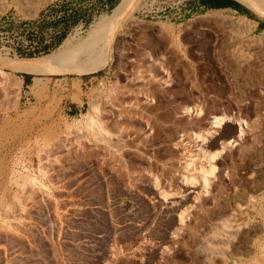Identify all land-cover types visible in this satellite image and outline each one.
Here are the masks:
<instances>
[{
    "label": "rangeland",
    "instance_id": "1",
    "mask_svg": "<svg viewBox=\"0 0 264 264\" xmlns=\"http://www.w3.org/2000/svg\"><path fill=\"white\" fill-rule=\"evenodd\" d=\"M142 5L0 0V264H211L203 251L235 231L219 226L238 203L227 225L253 216L264 244V29L235 11L172 20L166 3ZM21 23L37 47L20 46ZM103 47L98 67L65 70ZM8 62L64 70L26 84Z\"/></svg>",
    "mask_w": 264,
    "mask_h": 264
},
{
    "label": "bare ground",
    "instance_id": "2",
    "mask_svg": "<svg viewBox=\"0 0 264 264\" xmlns=\"http://www.w3.org/2000/svg\"><path fill=\"white\" fill-rule=\"evenodd\" d=\"M237 1H239L243 5L247 6L251 10H253L256 14L264 17V0H237ZM105 57H106V55H105V49L103 47L101 50H98L97 52H95L92 56H90L88 58H83L80 61H77L76 63H74L72 65L66 66L65 70L74 71V72H84V71L93 69V68L98 67L99 65H101L103 63V61L105 60ZM2 66H5L6 68L11 69L13 71H20V72H24V73L37 74V75L38 74H41V73L43 74L44 72H50V71L51 72H53V71L56 72L58 70H64V66L57 67V68H54V69H52L50 67H47V68H38V67H33V66H25V65L15 64L13 62H11V63L8 62V63H6V65H2ZM61 68H63V69H61ZM5 74H6L5 72L0 71V77H1V79L3 81L2 82L3 83L2 86L3 87L5 86L4 88L7 89L6 86L9 83V80L10 79L8 77H5ZM0 86H1V83H0ZM2 86H1V88H3ZM92 111H94V115L97 116V110H96L95 107L92 108ZM188 112H190V110H188ZM199 114L200 113L198 112V115ZM89 120H90V122L86 125V127L91 132L94 131V130H98L97 128L99 127L98 126L99 124L97 125V123L95 121H93L91 118ZM226 120H228L227 117H214L213 122H212V125L218 128ZM95 124L97 125V128H96ZM99 131L101 132V130H98V133H99ZM94 132H96V131H94ZM239 132L241 134L242 133V130H239ZM207 135H210V134H207ZM214 157H216V156L215 155H209L208 156V159H209L208 161H209L210 164H211L212 160L214 159ZM255 170H257V172L259 174H263L262 172H264V163H262V162L255 163ZM204 174H205L204 175V183L206 185L207 182H208L207 181V178H208L207 177L208 176L207 174H209L211 176L214 175V169H213V167H211V169L207 173H204ZM191 180H193V179H191ZM15 182H17V181H15ZM239 184L240 185L241 184L242 185H245L247 183H245V181L243 179H239ZM233 185L235 186L236 185V182H233ZM217 193H218V191H217ZM250 198H251V200H250ZM252 200H253L252 197H248L247 204L254 205V203H253L254 201H252ZM236 207H237V209L240 208L239 203L237 205H235V207H232L230 209V211H238V215H236V216H238V217L243 216L244 214H243L242 211H240V210H234V209H236ZM218 209L214 211L215 214L213 212L212 213L214 215H216V212L218 213V211H219ZM212 213H210V215H212ZM210 215H209V219L208 220L213 219L212 218L213 215L212 216H210ZM206 216L208 218V215H206ZM236 216L231 215V217H233L232 219H233V221H234L235 224H237V221H235V219L237 218ZM226 218L227 217H225V219H220V220L223 221V224H221V226H219V227L220 228L221 227L222 228H225V229H223L224 232H226V230H231L233 228H234L235 231L233 233H232V231L231 232L229 231L230 232L229 237H227L226 239H223L222 245L219 246L218 248L216 247L217 248L216 250L215 249H212L209 245L207 246L209 249L208 248L205 249L206 247L203 248V249H205V251H203V253L206 254V255H208L207 260H209V262L211 264H258L259 261L264 260V244L261 243V242L259 243V241H257V239L260 236L261 228H259V224L255 223V220H253V216H251L245 223H242V224L236 225V226L234 224H232L233 222L231 224L234 225V226H232L231 224L227 225V223H229L230 220H232V219H230V217H229V219L228 218L226 219ZM202 223H203V221H202ZM220 230H222V229H220ZM212 235H211V238H212ZM223 236H224V234H223ZM248 243H252L253 245H255L257 247V249H256V251L254 253H251L250 252V253H248V255L246 254L244 256V258H247V260L246 259L244 260L243 259L244 253L243 252H240V251H237V250L240 249L242 246H246ZM210 244H212V243H210ZM203 246H205V245H203ZM213 248H215V247H213ZM183 250H184V248H183ZM187 252L190 254L191 250H190V252L187 250L185 253H187ZM188 253H187V255H188ZM201 253H202V251H201ZM201 262L203 264V261H201ZM204 264H206V263L204 262Z\"/></svg>",
    "mask_w": 264,
    "mask_h": 264
},
{
    "label": "built area",
    "instance_id": "3",
    "mask_svg": "<svg viewBox=\"0 0 264 264\" xmlns=\"http://www.w3.org/2000/svg\"><path fill=\"white\" fill-rule=\"evenodd\" d=\"M184 0H143V7H152L154 4H164L166 3V6L163 7L162 13L165 14L164 17L167 19H172V20H181L184 17V14L182 12V3ZM147 11V10H143ZM148 11H152L151 8ZM22 28L24 29L23 35L20 36V46L22 47H28V48H33L37 47V42L36 41H31L26 39L27 38V33L30 31L29 30V23H21ZM36 32V29H35ZM3 33V31L0 30V34ZM17 42V44L19 43ZM3 45V44H2ZM8 48H12L11 45H8Z\"/></svg>",
    "mask_w": 264,
    "mask_h": 264
},
{
    "label": "crops",
    "instance_id": "4",
    "mask_svg": "<svg viewBox=\"0 0 264 264\" xmlns=\"http://www.w3.org/2000/svg\"><path fill=\"white\" fill-rule=\"evenodd\" d=\"M119 0H114V5H116L118 3ZM205 1H200V0H184L181 7H182V12L185 15H193V14H197V13H202L205 12L207 10H228V11H235L234 9L231 8H221V9H208L205 5ZM212 1H218V2H223V0H212ZM236 1V0H235ZM238 2V1H237ZM240 3V2H239ZM241 5H243L242 3H240ZM245 8L251 10L250 8H248L247 6L243 5ZM80 10V9H79ZM78 10V13H79ZM252 11V10H251ZM253 12V11H252ZM68 15V14H67ZM64 17V15H63ZM63 17H61L59 20H61ZM38 21H35V23H37ZM257 26L260 29H264V21H262L261 19L259 21L256 22ZM60 26V25H58ZM56 27L53 28L52 33L56 34L58 33L59 36L58 37H62V35L65 33L63 29H60V27ZM68 110H70V112L75 113V115H77V111H81L79 104L76 102H73V104L69 107H67ZM73 120H71L70 122H72ZM69 122V123H70Z\"/></svg>",
    "mask_w": 264,
    "mask_h": 264
},
{
    "label": "trees",
    "instance_id": "5",
    "mask_svg": "<svg viewBox=\"0 0 264 264\" xmlns=\"http://www.w3.org/2000/svg\"><path fill=\"white\" fill-rule=\"evenodd\" d=\"M200 1H205V0H200ZM109 3H110L109 9H112L114 6V1L109 0ZM205 5L208 9L231 8V9L236 10L239 15H244L248 18L259 21V19L256 18L255 14L251 10L245 8L243 5H241L239 2L235 0H223V2L207 0L205 2ZM62 39L63 37H58V39L54 41L50 45V47H56L59 44V42H61ZM49 49L50 48L48 46L47 47L45 46L44 53H47ZM21 75L24 77V81L26 82V84H28L31 80L32 75L28 73H22Z\"/></svg>",
    "mask_w": 264,
    "mask_h": 264
},
{
    "label": "water",
    "instance_id": "6",
    "mask_svg": "<svg viewBox=\"0 0 264 264\" xmlns=\"http://www.w3.org/2000/svg\"><path fill=\"white\" fill-rule=\"evenodd\" d=\"M237 1V0H236ZM239 2V1H238Z\"/></svg>",
    "mask_w": 264,
    "mask_h": 264
}]
</instances>
